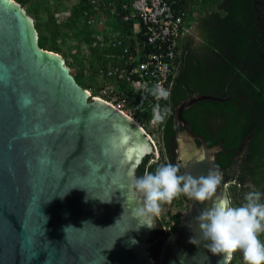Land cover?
Returning <instances> with one entry per match:
<instances>
[{
    "label": "water",
    "instance_id": "obj_1",
    "mask_svg": "<svg viewBox=\"0 0 264 264\" xmlns=\"http://www.w3.org/2000/svg\"><path fill=\"white\" fill-rule=\"evenodd\" d=\"M23 94L33 100L28 108L20 105ZM208 98H191L175 110L181 174L206 176L222 150L223 141L208 147L182 117L185 109ZM118 129L153 152L140 124L90 99L63 58L38 46L34 22L21 6L0 0V264H154L146 252L153 227L140 225L132 214L141 198L129 188L130 170L138 166L125 162L120 152L103 151ZM249 140L236 150L234 175L222 180L217 196L238 181L237 165ZM191 201L163 241L156 264H181L182 258L183 264H219L223 259L205 247L196 221L212 202Z\"/></svg>",
    "mask_w": 264,
    "mask_h": 264
},
{
    "label": "trees",
    "instance_id": "obj_2",
    "mask_svg": "<svg viewBox=\"0 0 264 264\" xmlns=\"http://www.w3.org/2000/svg\"><path fill=\"white\" fill-rule=\"evenodd\" d=\"M14 1L33 20L41 49L63 56L70 54L68 66L82 89L92 90L95 95L107 81V69L122 64L118 57L134 31L133 23L121 21L120 12H105L107 19L100 29L86 23L94 13L92 0ZM168 1L177 13L186 14V23L193 25L192 35H184L178 42L170 96L162 106L169 111L165 121L157 123V130L149 127L155 105L151 93L126 90L127 110L147 132L155 135L159 148L156 158L154 152L143 158L136 168V177H142L146 171L154 173L162 164H174L169 143L175 108L193 97L209 96L184 111L183 117L209 147L223 141L222 150L216 154L219 170L232 166L236 150L250 137L237 165L238 181L228 186L227 194L240 206L245 202V194L252 190L249 186H254L262 193L264 203V0ZM112 34L122 39L120 46L94 44L98 36ZM135 34L137 40L143 39V30ZM108 82L117 86L112 80ZM185 199L188 197L181 195L170 204L178 209ZM184 209L176 215L168 210L165 216L169 220L167 216L154 219L156 241L164 239L165 225L173 222L172 233L175 231ZM259 238L264 241V233ZM230 264H245L243 253L236 252Z\"/></svg>",
    "mask_w": 264,
    "mask_h": 264
},
{
    "label": "clouds",
    "instance_id": "obj_3",
    "mask_svg": "<svg viewBox=\"0 0 264 264\" xmlns=\"http://www.w3.org/2000/svg\"><path fill=\"white\" fill-rule=\"evenodd\" d=\"M148 91L157 101L152 109V123H163L168 109H161L159 101H167L170 93L159 84ZM32 103L30 95L21 96L22 108H28ZM103 151L105 155L110 151L120 152L125 162H134L135 166H139L152 148L146 143H132L129 135L118 129V135L113 137L110 147ZM130 177V190L141 198L139 206L132 209L140 225L153 227L154 219L161 214L162 205L172 203L181 195L200 204L212 202V207L201 212L196 221L199 222L200 238L208 242L205 247L212 254L223 257L219 264H230L238 251L243 253L245 264H264V241L259 238L264 233V203L261 202L262 193L254 186H249L252 190L245 194V202L236 206L230 195L217 196L223 180L219 166L209 170L206 176L194 177L189 172L181 174L180 165L166 163L157 167L154 173L146 171L142 177H136L134 169L130 170ZM190 242L198 243L195 239Z\"/></svg>",
    "mask_w": 264,
    "mask_h": 264
},
{
    "label": "built area",
    "instance_id": "obj_4",
    "mask_svg": "<svg viewBox=\"0 0 264 264\" xmlns=\"http://www.w3.org/2000/svg\"><path fill=\"white\" fill-rule=\"evenodd\" d=\"M92 5L94 13L86 19L87 25L91 27L102 29L107 19L105 12L114 15L118 11L121 21L133 23L134 33L143 30V39L131 41L127 37L129 42L118 57L122 64L107 69V81L96 94L87 91L90 99L102 100L140 124L126 108L129 98L126 90L149 94L148 90L159 84L170 92L173 66L179 53L178 42L184 35H192L193 25L187 24L186 14L177 13L168 0H92ZM121 43L122 39L112 34L98 36L94 44L114 48ZM146 46L151 47V50L142 52L141 47L144 49ZM111 80L117 86L108 82ZM156 103L154 98V104ZM164 103L165 100L159 101L161 109ZM149 127L154 131L158 125L153 124L151 119ZM147 134L152 138L150 133ZM171 223L165 228L166 232L171 231L174 225Z\"/></svg>",
    "mask_w": 264,
    "mask_h": 264
},
{
    "label": "rangeland",
    "instance_id": "obj_5",
    "mask_svg": "<svg viewBox=\"0 0 264 264\" xmlns=\"http://www.w3.org/2000/svg\"><path fill=\"white\" fill-rule=\"evenodd\" d=\"M129 39H132L133 41H135V40H137L136 39V34L133 32V36H130L129 37ZM73 53V52H72ZM62 58H63V60H64V62H65V66H67L68 68H69V66H68V62L70 61V54H66L65 56H63V55H60ZM69 71H70V74H72L73 75V71L69 68ZM151 129V128H150ZM149 132V131H148ZM150 133V132H149ZM150 135H151V137H152V141H153V143L155 144V146L153 147V152H154V154H155V158L157 157V151H158V145H157V142H156V138H155V135H153V134H151L150 133ZM179 209L180 208H175L173 205H171V204H166V206L162 209V211H161V214H160V216L159 217H157V218H159V219H161L162 217H166L165 216V214H166V212L168 211V210H171V214L172 215H176V214H178V212H179ZM181 214H182V216H183V214H184V210H182V212H181ZM166 219H168V216L166 217ZM169 220V219H168ZM154 223V226H153V228H152V236H151V239L149 240V243H148V245H147V248H146V252H147V254H148V257L154 262V264H156L157 263V259H158V256H159V253H160V249H161V246H162V244H163V241L170 235V234H172V229H171V231L170 232H166L165 231V228H167V226L168 225H165L164 226V228H163V233H164V239L163 240H159V241H156L155 239H154V233H155V229H156V222L154 221L153 222ZM172 223H170L169 225H171ZM172 226H174V225H172Z\"/></svg>",
    "mask_w": 264,
    "mask_h": 264
},
{
    "label": "flooded vegetation",
    "instance_id": "obj_6",
    "mask_svg": "<svg viewBox=\"0 0 264 264\" xmlns=\"http://www.w3.org/2000/svg\"><path fill=\"white\" fill-rule=\"evenodd\" d=\"M197 97H209V96H197ZM194 98V97H193ZM210 98V97H209ZM198 102V101H197ZM196 102V103H197ZM195 104V103H194ZM193 104V105H194ZM181 105V104H180ZM179 105V106H180ZM193 105H191L190 107H188L187 109H185L184 111H187V110H189ZM179 106H177L176 108H175V110L179 107ZM175 110H174V112H173V116H174V114H175ZM183 111V112H184ZM183 112H182V117H183ZM183 119L186 121V122H188L184 117H183ZM173 123V122H172ZM189 123V122H188ZM189 125H190V123H189ZM190 129H191V132H192V128H191V126H190ZM193 133V132H192ZM194 134V133H193ZM194 135H196V134H194ZM196 136H198V135H196ZM198 137H201V136H198ZM205 143H206V141H205ZM207 145V144H206ZM153 146H155V144L153 143ZM169 146H170V148H171V151H169L170 152V154L172 153V154H174V159H173V161H174V164L175 165H178V163H177V160H176V142H175V135H174V128H173V137H172V139L170 140V143H169ZM208 146V145H207ZM215 146V145H214ZM209 147V146H208ZM218 153V152H217ZM217 153H215V156H214V166H215V168H216V154ZM171 154V155H172ZM157 156H159V151H157ZM222 173H223V180H225L226 178H228L229 176H231V174L232 175H234L233 174V170H232V168H231V166H229V167H227V168H225V169H221L220 170ZM239 173V172H238ZM237 177H238V175H237ZM237 180H238V178H237ZM230 184H228L227 186H226V188H225V194H227V191H228V186H229ZM191 206H192V201H191V199L190 198H188V199H185V202L183 203V205H182V207H184L185 209H184V214H183V216H182V218L184 217V215L186 214V212H188L189 211V209L191 208ZM182 207L180 206V209H182ZM182 220V219H181Z\"/></svg>",
    "mask_w": 264,
    "mask_h": 264
}]
</instances>
